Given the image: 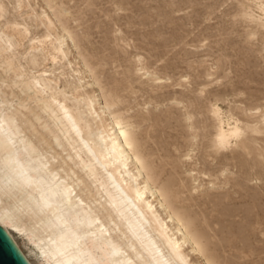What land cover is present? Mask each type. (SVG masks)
<instances>
[{
    "label": "bare ground",
    "instance_id": "obj_1",
    "mask_svg": "<svg viewBox=\"0 0 264 264\" xmlns=\"http://www.w3.org/2000/svg\"><path fill=\"white\" fill-rule=\"evenodd\" d=\"M43 1L61 32L45 11L32 13L29 21L44 28L34 33L26 19H10L0 0V225L30 264L20 237L40 264H194L189 251L215 264L204 236L174 205L173 180L159 178L139 143L138 123L123 113L118 90L81 55L64 11ZM15 3L13 10H22V1ZM258 5L249 18L264 27V2ZM67 41L91 92L78 76L55 74L56 66L70 65ZM46 61L52 67L39 70ZM138 72L162 82L141 66ZM211 113L218 123L213 149L241 139L238 121L225 127L221 109L213 105Z\"/></svg>",
    "mask_w": 264,
    "mask_h": 264
},
{
    "label": "rangeland",
    "instance_id": "obj_2",
    "mask_svg": "<svg viewBox=\"0 0 264 264\" xmlns=\"http://www.w3.org/2000/svg\"><path fill=\"white\" fill-rule=\"evenodd\" d=\"M14 1L3 0L10 19H26L40 34L44 28L29 19L46 11L61 32L43 0H21L19 11ZM263 2L53 0L78 36L81 55L98 67L108 89L118 90L123 113L138 123L139 143L151 153L159 178L173 180L174 205L204 236L215 264H264V27L249 18L258 16ZM67 42L70 65L56 66L55 74L76 75L91 92ZM140 66L162 82L143 78ZM51 67L46 61L38 69ZM213 105L225 127L238 121L242 132L219 150L210 145L218 128ZM18 242L40 264L34 247L21 237Z\"/></svg>",
    "mask_w": 264,
    "mask_h": 264
},
{
    "label": "water",
    "instance_id": "obj_3",
    "mask_svg": "<svg viewBox=\"0 0 264 264\" xmlns=\"http://www.w3.org/2000/svg\"><path fill=\"white\" fill-rule=\"evenodd\" d=\"M0 264H30L18 246L0 225Z\"/></svg>",
    "mask_w": 264,
    "mask_h": 264
}]
</instances>
